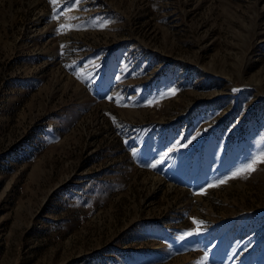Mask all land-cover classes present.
<instances>
[{"label":"rangeland","instance_id":"1","mask_svg":"<svg viewBox=\"0 0 264 264\" xmlns=\"http://www.w3.org/2000/svg\"><path fill=\"white\" fill-rule=\"evenodd\" d=\"M258 157L264 0H0V264H264Z\"/></svg>","mask_w":264,"mask_h":264},{"label":"snow or ice","instance_id":"2","mask_svg":"<svg viewBox=\"0 0 264 264\" xmlns=\"http://www.w3.org/2000/svg\"><path fill=\"white\" fill-rule=\"evenodd\" d=\"M50 2L53 4V5H56L57 3V0H50ZM71 11V9H70ZM60 13L58 12L57 16L55 17L56 19H59L60 18ZM65 18L66 19H71L70 16H68L67 14H65ZM61 28L62 29H65L67 28L68 30H71V25H65V24H62L61 25ZM171 94H174V90ZM133 155H136L135 151H133ZM257 162H264V157H258L256 160H254L251 164L247 165L245 168H242V169H239L237 172L233 173V177L232 178H235L239 175H242V174H246L247 172H250V171H254L255 168H254V164L257 163ZM152 167H155V165H152ZM219 183H226L225 180H221ZM213 186H218V185H209V187H213ZM194 223H198L196 221H194Z\"/></svg>","mask_w":264,"mask_h":264}]
</instances>
